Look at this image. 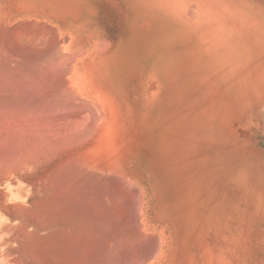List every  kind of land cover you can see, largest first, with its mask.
<instances>
[{
    "label": "bare ground",
    "instance_id": "6f19581e",
    "mask_svg": "<svg viewBox=\"0 0 264 264\" xmlns=\"http://www.w3.org/2000/svg\"><path fill=\"white\" fill-rule=\"evenodd\" d=\"M91 1L0 0V264H190L201 164L168 141L163 42Z\"/></svg>",
    "mask_w": 264,
    "mask_h": 264
},
{
    "label": "rangeland",
    "instance_id": "374dc122",
    "mask_svg": "<svg viewBox=\"0 0 264 264\" xmlns=\"http://www.w3.org/2000/svg\"><path fill=\"white\" fill-rule=\"evenodd\" d=\"M91 4L94 27L112 37L127 31L130 17L129 31L149 35L152 49L158 51L156 42H163L166 110H170L166 115L172 122L167 126L168 141L175 137L183 146L196 145L201 164V194L191 210L193 221L186 236L190 264L194 259L196 264H221L226 259L225 264H264V0H95ZM170 104L178 111L173 112ZM173 118H185L184 127L181 122L177 127ZM195 221L197 227L192 226ZM202 249L209 260L202 258Z\"/></svg>",
    "mask_w": 264,
    "mask_h": 264
}]
</instances>
